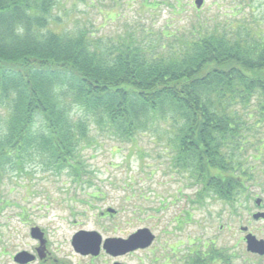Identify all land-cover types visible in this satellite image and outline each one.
<instances>
[{"label": "trees", "instance_id": "1", "mask_svg": "<svg viewBox=\"0 0 264 264\" xmlns=\"http://www.w3.org/2000/svg\"><path fill=\"white\" fill-rule=\"evenodd\" d=\"M165 1L180 14L181 0ZM62 5L0 0V180L31 167L89 182L82 152L96 130L120 142L155 135L193 179L194 204L239 193L247 136L264 132V29L233 7L223 25L170 17L105 41L62 28ZM209 246L194 244V264L220 252Z\"/></svg>", "mask_w": 264, "mask_h": 264}, {"label": "rangeland", "instance_id": "2", "mask_svg": "<svg viewBox=\"0 0 264 264\" xmlns=\"http://www.w3.org/2000/svg\"><path fill=\"white\" fill-rule=\"evenodd\" d=\"M141 2L64 0L54 14L61 18L62 28L74 30L86 26L105 41L136 25L157 27L170 17L179 24L199 20L208 25H223L232 19L233 7H239L234 9L237 15L233 19L244 17L246 25L264 29V0H203L199 8L194 6V0H181L182 11L176 15L174 7L165 0L153 11ZM92 132L97 143L82 152L88 171L83 175L89 182L78 184L68 174L57 176L31 167L29 173L16 179L9 174L2 177L0 264H17L13 257L21 251L34 253L38 243L29 236L33 226L45 233L51 260L42 263L36 259L29 264H111L112 258L103 251L93 257L73 250L71 238L79 230L96 231L104 239L126 237L139 228L149 227L156 236L157 257L167 246L177 245L178 260L188 252L192 239L195 245L209 243L215 249H237L230 238L237 225L229 217V206L211 196L203 204H194L193 179L187 171L174 168L155 135H139L136 143H132L120 142L96 130ZM263 137L264 132L247 136L246 144L250 146H245L239 156L241 168L255 164L253 147ZM107 208L115 213L101 216ZM227 227L231 228L228 232ZM210 240L214 243L210 244ZM125 261L148 264V252L134 253Z\"/></svg>", "mask_w": 264, "mask_h": 264}, {"label": "flooded vegetation", "instance_id": "3", "mask_svg": "<svg viewBox=\"0 0 264 264\" xmlns=\"http://www.w3.org/2000/svg\"><path fill=\"white\" fill-rule=\"evenodd\" d=\"M255 149L256 153H253L255 156L252 158L255 164L251 163V166H245L239 175L241 185L239 193L227 200L217 197L222 200L220 202L229 206V217L237 225L236 232L230 235V238L234 240V245H237L235 246L237 249L227 250L224 248L220 249L217 254L205 253L203 256L207 260L201 259V264H264V137L258 140ZM109 209L107 208L105 213L102 212L100 215H113L107 212ZM147 228L153 234L151 228ZM230 229L227 227V232ZM155 239L154 235L153 241L146 248L136 249L123 255L111 256L104 253L112 258L111 264L115 262L129 264L125 258L140 251L148 252V264H187L188 255L191 256V261L188 264H194V239L190 240L188 252L180 257V260L176 253L177 245L163 247L165 252L162 250L158 258L154 247ZM213 243L214 241L210 240V244ZM36 247H34V255H36ZM49 260H51V256L45 247V256L40 261L45 263Z\"/></svg>", "mask_w": 264, "mask_h": 264}, {"label": "water", "instance_id": "4", "mask_svg": "<svg viewBox=\"0 0 264 264\" xmlns=\"http://www.w3.org/2000/svg\"><path fill=\"white\" fill-rule=\"evenodd\" d=\"M203 0H195L196 8L202 5ZM109 212L114 210L109 209ZM30 237L38 241L36 248L38 258L42 259L45 256V239L44 234L39 227L33 226L30 228ZM154 235L148 228H139L131 233L127 238L108 237L103 240L100 234L96 231L80 230L71 238V246L73 250L81 255L96 256L100 250L105 251L111 256H119L136 249L146 248L151 244ZM35 256L27 251H21L14 255L13 261L17 264H26L34 261ZM114 264H122L115 262Z\"/></svg>", "mask_w": 264, "mask_h": 264}, {"label": "clouds", "instance_id": "5", "mask_svg": "<svg viewBox=\"0 0 264 264\" xmlns=\"http://www.w3.org/2000/svg\"><path fill=\"white\" fill-rule=\"evenodd\" d=\"M74 110H80V111H82V109H79L78 107H77L76 109H74ZM37 127H38V126H37ZM33 130L36 131L37 129L34 128Z\"/></svg>", "mask_w": 264, "mask_h": 264}]
</instances>
